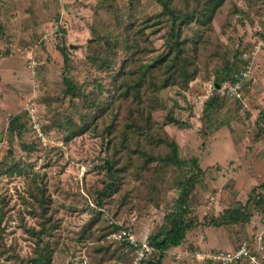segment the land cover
Wrapping results in <instances>:
<instances>
[{"label": "rangeland", "instance_id": "374dc122", "mask_svg": "<svg viewBox=\"0 0 264 264\" xmlns=\"http://www.w3.org/2000/svg\"><path fill=\"white\" fill-rule=\"evenodd\" d=\"M183 1L197 10L208 8L207 0H172L182 14ZM160 16V24L152 25ZM171 23L155 0H0V264H36L48 253L52 264H67L82 248L89 264H126L124 246L105 239L112 229L106 216L138 233L156 232L177 198L172 185L155 187L162 199L155 209L146 206L147 196L126 174L99 207L96 195L107 180L104 124L72 136L59 128L69 120L81 126L86 113L82 98L66 94L64 75L80 95L101 84L103 96L95 99L105 102L127 60L126 27L145 28L142 61L148 65L168 52ZM180 24L176 33L186 42L188 69L196 74L187 85L178 78L158 94L161 107L152 119L177 143L180 158H197L204 171L190 199L193 221L205 230L214 215L225 221L218 217L237 207L251 218L227 225L228 235L215 230L219 238L206 245L202 240L210 230L200 237L196 228L197 235L167 251L161 264H221L208 256L252 239L264 218V206H255L264 191V46L258 38L264 31V0H225L210 30L196 22ZM233 71L247 74L238 97L227 92L230 81L215 85ZM210 86L218 100L206 111ZM16 114L21 120L11 134L8 123ZM115 158L113 168L121 174L126 159ZM180 172L168 175L170 184Z\"/></svg>", "mask_w": 264, "mask_h": 264}, {"label": "trees", "instance_id": "16d2710c", "mask_svg": "<svg viewBox=\"0 0 264 264\" xmlns=\"http://www.w3.org/2000/svg\"><path fill=\"white\" fill-rule=\"evenodd\" d=\"M155 1L162 7L164 14L172 19L171 28L169 29L168 52L145 65V62L142 61V56L147 50L145 43L148 41L144 32L145 28L134 29L132 25L126 27L127 60L121 65L115 79L114 88L107 90L109 98H106L105 102H102L103 98L95 99L104 91L101 84H96V89L91 90L90 94H87L88 96L80 95L75 83L68 76H63L66 94L72 99L76 95L82 98L86 113L82 115L81 126L73 124L69 120L65 122V127L59 128L67 136H72L75 133H85L92 127L97 128L99 125L104 124V132L107 134L108 154L104 157L103 162L107 180H104L101 190L96 195L95 201H97L99 207L103 205L104 198L110 196L115 190H119L116 186L119 185L121 180H124L126 174L132 175L139 184V189L147 196V207L153 206V208L159 209L162 204V199L158 196L159 191L158 189L155 190L156 186L162 187L168 183L176 190L177 198L174 200L172 208L165 212L160 225H157L158 229L149 238L150 245L155 253L146 264H161L167 251L178 248L186 240L188 241V237L193 230L202 225L199 222L195 223L193 217H190V199L204 171L199 166L197 158L187 160L180 158L177 143L169 136L162 125L152 119V112L161 107L158 94L163 89L174 86L178 78L182 79L183 83L187 85L196 74L195 72L191 73L188 69L190 65L186 60V42L181 41L179 33H176L177 23L180 21V25H188L196 22L209 27L210 30L209 25L214 20L223 2H225V0H207L205 5H208V8L205 9V6H203L197 10L195 6L190 7L189 4L183 1L184 6H187V12L182 14V12L175 10L172 0ZM162 20L160 16L159 20L152 25L160 24ZM141 42L144 43V46L141 45ZM63 60L67 63V57L64 53ZM233 74L235 75L234 71L233 73H227V78L217 80L218 82L215 85L219 84L220 86L227 80L231 82ZM96 91L99 93L95 95ZM217 95L208 98L204 104V110L207 111L216 106ZM20 120V114H16L9 119L8 130L11 134L17 129V123ZM167 121L177 126L185 125L171 117H168ZM116 155L126 159L125 170L121 171V174H124L123 176L119 174V170L113 168ZM12 169L20 173V170H17L16 167ZM175 169L181 170L180 173L182 174L170 184L168 175ZM151 193H154L158 198L151 195L149 197ZM256 198V208L264 206L263 190L256 195ZM227 211H224L225 213L222 216L226 217L227 223L231 226L247 224L251 218L246 208L237 207L232 211ZM223 224H225L223 221L220 222L216 218H212L206 226H220ZM34 235L39 237V233ZM242 242H247L251 246L254 241L251 238H245L236 246ZM123 248L125 249V247ZM45 249H47V246ZM51 257L52 255L48 253L40 256L34 262L36 264H52ZM73 258L67 264H74Z\"/></svg>", "mask_w": 264, "mask_h": 264}, {"label": "built area", "instance_id": "2783aa9c", "mask_svg": "<svg viewBox=\"0 0 264 264\" xmlns=\"http://www.w3.org/2000/svg\"><path fill=\"white\" fill-rule=\"evenodd\" d=\"M259 40L264 46V31L258 36ZM247 78L246 72H242L235 75L228 84L227 92L230 91L232 95L238 97V92H241L242 81ZM207 91V95L204 101L212 97L210 92L212 86ZM41 135L39 134V137ZM106 220L109 226L112 228L106 234L105 239L110 243H118L125 247V251L129 252V261L126 264H146L149 259L154 256L155 250L152 248L149 242L150 234L147 231H142L139 234L132 226H123L116 222L112 217L106 216ZM134 221V220H133ZM263 231L255 235L252 240L255 243V249L252 248L247 242H242L232 251L228 252H215L208 256L209 261H217L221 264H264V218ZM82 247V246H81ZM74 264H88V258L85 255V248H82L78 252V257L72 259ZM115 264H124L120 261H115Z\"/></svg>", "mask_w": 264, "mask_h": 264}, {"label": "crops", "instance_id": "0c3cea01", "mask_svg": "<svg viewBox=\"0 0 264 264\" xmlns=\"http://www.w3.org/2000/svg\"><path fill=\"white\" fill-rule=\"evenodd\" d=\"M222 85H220V86H218V87H221ZM214 87H216V86H214ZM216 89H218L219 90V88H216ZM224 214V213H223ZM221 216H222V214H221ZM220 217V216H219ZM214 218H216V216L214 215ZM225 224H223V225H220V226H209V227H207V228H205V230H202L201 228H200V226H198V227H196V228H198V229H200L199 230V234H200V237L201 236H203V234L204 235H207V234H209V238H208V240L206 241V240H202V242H204V245H206V242L208 243L209 242V240L210 239H212V237H215V238H219L218 236H217V234H215V230H218V231H224V232H226V234L228 233V229H227V225H229V223H227V219H226V217H225V221H223ZM227 223V224H226ZM262 224V228L260 229V231L259 232H262L263 231V222L261 223ZM194 229L193 230V232H192V234L193 235H197V229ZM210 230V231H209ZM204 231H209V233H207V232H204ZM258 232V233H259ZM257 233V234H258ZM228 235V234H227ZM191 236V235H190ZM190 236L188 237V239H190ZM201 239H204V238H201ZM193 241H197V239H194ZM218 243V242H217ZM216 243V244H217ZM228 245L227 246H229V248H233L232 247V245L228 242L227 243ZM252 248L254 249V250H256L254 247H255V243L253 242L252 243ZM237 247V246H236ZM235 247V248H236ZM216 248H218V246H216ZM228 248V249H229ZM175 249H177V248H175ZM212 249H214V248H212ZM234 249V248H233ZM215 250V249H214ZM219 249H217L215 252H221V251H218ZM223 250H227V249H223Z\"/></svg>", "mask_w": 264, "mask_h": 264}]
</instances>
